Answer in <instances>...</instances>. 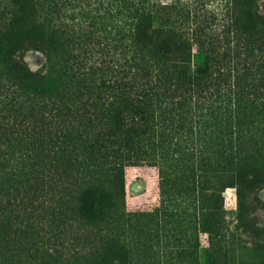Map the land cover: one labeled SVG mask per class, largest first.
<instances>
[{"label":"rangeland","instance_id":"obj_1","mask_svg":"<svg viewBox=\"0 0 264 264\" xmlns=\"http://www.w3.org/2000/svg\"><path fill=\"white\" fill-rule=\"evenodd\" d=\"M246 4L32 0L27 15H33L34 26L17 22L21 9L15 0H0V83L8 89L0 87V107L5 108V116L0 115V264H264V246L250 243L240 226L248 220L264 225V105L250 89L245 88L236 107L231 100L227 109H216L210 117L215 124L192 128L189 120L197 117L191 106L158 129L147 122L130 130L143 148L166 156L163 166L149 156L115 165L87 159L96 134L112 123L104 116L78 118L80 124L69 129L62 158L49 157L40 138L25 130L41 112L30 102L53 95L69 107L77 79L75 62L86 58L99 63L89 79L98 92L107 93L110 70L117 58L127 57L120 51L121 42L130 41L137 29H173L190 40L189 66L197 69L211 44L234 46L231 12ZM197 23L201 32L192 33ZM152 51L149 48L147 58L158 61ZM241 55L246 61H264V51ZM11 91L27 95V103H5L4 94ZM167 93L186 97V81L175 90L170 86ZM75 117L67 110L66 120L74 122ZM197 131L212 141V164L198 162L197 155L175 157L187 150V144L174 143L177 138ZM236 151L252 157L243 170L258 172L260 179L249 187L237 188L227 179L217 186V174L232 175ZM47 159L55 164L52 174L39 167ZM87 178L100 179L107 187L102 199L114 202L102 205L94 221L82 219L81 199L70 195L80 186L78 181ZM28 192L46 195L24 197Z\"/></svg>","mask_w":264,"mask_h":264},{"label":"trees","instance_id":"obj_2","mask_svg":"<svg viewBox=\"0 0 264 264\" xmlns=\"http://www.w3.org/2000/svg\"><path fill=\"white\" fill-rule=\"evenodd\" d=\"M21 13L17 16V22L36 25L33 15H27L32 8V0H15ZM262 3V4H261ZM240 14L244 18H239ZM231 24L235 32L236 43L234 46L212 45L205 49L204 63L197 69L189 65L192 62V51L190 40L179 35L178 30H150L139 29L133 35H129L130 41L120 43L122 55L115 61V67L110 70L112 77L106 85L108 92H98L90 82V75L100 66L93 62L88 63L87 59L74 63L76 83H74L73 100L69 107L58 101L53 95L36 99L30 102V107L39 109L41 112L34 115V124L25 127L28 134H35L44 144L46 152L52 159L63 157L65 147L69 146L68 133L72 124L77 123L78 118L83 120L84 116L94 114L112 119V123L100 130L93 139L86 151V157L94 164L112 163L122 164L125 160H142L149 156L156 159L157 164L163 166L166 156L150 153V148L141 146L140 140L130 130L140 128L150 122L151 126L157 129L164 126L174 116L181 117L187 108L193 106V118L189 120L190 126L198 129L208 125L212 114L216 109H227L228 104L233 100V106L238 104V97L245 88L251 90L252 96L256 97L264 105V61L260 59L246 61L243 55H249L252 49L264 51V1L247 0V4L239 11L231 12ZM37 27V26H36ZM201 32L200 24L197 23L192 33ZM194 41V38H191ZM198 42H201L197 39ZM84 47L81 40L74 41ZM195 42V41H194ZM13 46V41L11 43ZM149 48L153 51L158 61L147 58ZM92 61V60H90ZM154 63H156L154 65ZM21 70V67L17 65ZM28 76L36 77L35 73L28 71ZM186 81L189 94L184 97L182 94L170 95V86L175 90ZM103 86V85H102ZM2 89H6L0 83ZM8 91V89H6ZM28 96L20 97L12 91L4 94V101L7 104L17 105L27 103ZM67 110L76 117L74 122L66 120ZM202 110H205L204 113ZM5 108L0 107V115L5 116ZM80 120V121H81ZM192 121L195 124H191ZM14 121L11 124L13 127ZM189 125V124H188ZM75 130V128H74ZM174 142L187 144V150L181 154L176 153V159L197 155L198 162L212 164L215 158H211L212 143L210 137L203 136L199 131L196 133L181 134ZM210 141V143H208ZM246 147L245 149H247ZM256 158V157H255ZM252 157H246L239 151L235 152L231 165L232 175L222 172L215 176L218 184L225 179L240 187H249L260 178L258 172L243 170V165L248 166ZM121 165V164H120ZM41 171L53 173L55 164L53 160H46V163L39 166ZM229 182V183H230ZM78 186L70 195L80 197L81 217L87 221L98 220L103 207L114 206L113 201L103 200L107 187L100 179H81ZM218 189V188H215ZM46 194L28 192L24 197H44ZM103 205V207H101ZM243 218L239 214V220ZM241 232L245 234L252 244L264 246V225L256 224V221H241Z\"/></svg>","mask_w":264,"mask_h":264}]
</instances>
